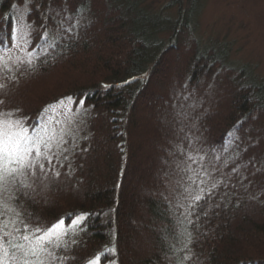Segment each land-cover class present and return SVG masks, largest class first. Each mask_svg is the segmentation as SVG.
I'll list each match as a JSON object with an SVG mask.
<instances>
[{"label": "trees", "instance_id": "obj_1", "mask_svg": "<svg viewBox=\"0 0 264 264\" xmlns=\"http://www.w3.org/2000/svg\"><path fill=\"white\" fill-rule=\"evenodd\" d=\"M168 1L159 18L145 0H0V49L22 47L0 119L31 129L71 108L45 172L0 193L30 228L82 220L45 264H264V78L203 43L200 0ZM159 170L164 206L147 188Z\"/></svg>", "mask_w": 264, "mask_h": 264}, {"label": "snow or ice", "instance_id": "obj_2", "mask_svg": "<svg viewBox=\"0 0 264 264\" xmlns=\"http://www.w3.org/2000/svg\"><path fill=\"white\" fill-rule=\"evenodd\" d=\"M8 60L0 55V71H12L8 67ZM16 63L18 66L27 65L31 68L33 66L32 53L29 52L25 59L17 58ZM3 87L4 85L0 84V88ZM66 99L70 101L71 97ZM2 103L3 101H0V104ZM56 103L63 105V100ZM80 103L82 104L83 101ZM48 107L52 108V106ZM66 111L71 112V109ZM6 115L11 116L12 114L7 113ZM57 115L56 109L52 108V114L45 118L47 122L36 126L39 127V131H36V127L30 129L21 120L0 121V193L9 192V185L28 187L20 178L29 173L36 176L37 168L44 173L45 165L41 163V160L51 164L53 157L49 153L52 152L53 147L59 148L68 143L65 136L71 135V130L64 121L56 118ZM71 123L72 120L69 119L68 124ZM189 159L193 158L189 157ZM212 187L216 185L213 184ZM185 191L189 192L193 201L190 207L198 206L199 201L204 199L205 190L203 188H200L197 194H193L188 189ZM210 194L208 192V195ZM6 211H10L7 204L0 203V264H45L43 257L52 256L49 249L59 248L64 237L68 235V229L75 228L82 223V220L77 218L72 220L68 226H65L63 221H57L46 228H30L28 224L20 220L8 219L4 215ZM17 223H22L23 226L16 227ZM89 264H94V262L89 261Z\"/></svg>", "mask_w": 264, "mask_h": 264}, {"label": "rangeland", "instance_id": "obj_3", "mask_svg": "<svg viewBox=\"0 0 264 264\" xmlns=\"http://www.w3.org/2000/svg\"><path fill=\"white\" fill-rule=\"evenodd\" d=\"M199 1V0H197ZM159 18L173 16L175 7L170 6L168 0H145ZM203 7L200 13L199 35L203 43L217 44L229 47L230 59L238 64H250L258 77L264 78V0H200ZM22 47L14 42L7 50L0 49V55L6 59L14 58L21 52ZM61 119L62 114H68L70 106L55 108ZM44 116L40 125L45 124ZM0 121H4L0 119ZM254 127V125H253ZM39 131V127L36 131ZM65 225V224H64ZM66 226V225H65ZM95 264H113L105 263Z\"/></svg>", "mask_w": 264, "mask_h": 264}, {"label": "bare ground", "instance_id": "obj_4", "mask_svg": "<svg viewBox=\"0 0 264 264\" xmlns=\"http://www.w3.org/2000/svg\"><path fill=\"white\" fill-rule=\"evenodd\" d=\"M251 124H253V121H250ZM249 123V124H250ZM168 126L170 128V123L163 124L160 130L163 132L168 129ZM160 130H157L158 133L156 135H153L151 139L154 141L157 138H160ZM163 171L159 170L157 173V178L150 183V185H147L148 191L151 194V196L161 204V206H164V202H166V195H165V189H163V183L167 179V175L165 173H162ZM155 176V177H156ZM165 200V201H164ZM80 218V217H79Z\"/></svg>", "mask_w": 264, "mask_h": 264}]
</instances>
